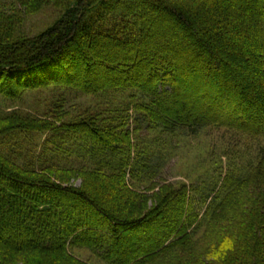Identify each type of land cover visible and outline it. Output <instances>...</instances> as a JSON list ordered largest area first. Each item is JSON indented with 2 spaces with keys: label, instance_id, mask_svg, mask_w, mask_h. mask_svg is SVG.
Wrapping results in <instances>:
<instances>
[{
  "label": "trees",
  "instance_id": "obj_1",
  "mask_svg": "<svg viewBox=\"0 0 264 264\" xmlns=\"http://www.w3.org/2000/svg\"><path fill=\"white\" fill-rule=\"evenodd\" d=\"M201 133L206 176L164 179ZM6 226L0 264H264V0H0Z\"/></svg>",
  "mask_w": 264,
  "mask_h": 264
},
{
  "label": "rangeland",
  "instance_id": "obj_2",
  "mask_svg": "<svg viewBox=\"0 0 264 264\" xmlns=\"http://www.w3.org/2000/svg\"><path fill=\"white\" fill-rule=\"evenodd\" d=\"M7 6V5H6ZM244 8H250V3H246L243 5ZM236 10L239 12L242 10L240 7H236ZM57 17V11L56 9L52 7H44L37 13L27 16L23 20V26L22 29L29 35H36L46 29ZM210 28L211 25H208ZM227 50H230L232 47L226 45L225 46ZM249 49V47H248ZM228 61V68L233 75L235 71H233V64L232 61L227 59ZM239 72V71H236ZM235 78L233 79L237 81L238 75H234ZM239 79V78H238ZM246 79H251L250 76H247ZM183 95V94H182ZM85 98L82 97L78 102L81 104H84ZM179 104H183V99L180 97L177 99ZM193 102V101H192ZM186 104V103H185ZM186 107L189 109L194 110L195 116L202 115L204 113L205 105L199 104V103H190V101L186 104ZM131 127H133L131 125ZM141 132L146 131L144 128V124H141ZM147 132V131H146ZM139 133V134H140ZM211 137V138H210ZM206 136L200 134L197 138L192 139H185L186 143H176V147L174 148L175 154L174 156L167 162L163 163V172L161 175H163L164 179L174 181L176 179H183L187 182H189L192 178L195 176L204 177L206 176L207 168L210 167L209 159L207 157V149L209 148L208 145H211L212 142L218 143L219 136L213 134L212 136ZM175 143L172 142V146H174ZM213 160V158H212ZM223 164L226 162V159L222 157ZM75 186H79L81 184V179L79 177H75L71 180ZM21 194L28 193L31 194L32 191L22 189ZM14 227L6 226L4 230L1 232L3 234L2 237H4L5 234H8L11 230H13ZM1 238V237H0ZM73 252L80 256L81 259H88L90 260L91 264H105V262H102L101 260L93 257L85 250L81 249H74Z\"/></svg>",
  "mask_w": 264,
  "mask_h": 264
}]
</instances>
